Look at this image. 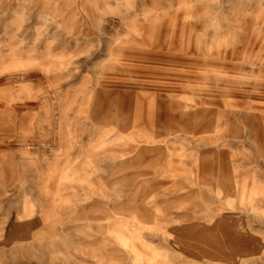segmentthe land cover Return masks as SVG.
Returning a JSON list of instances; mask_svg holds the SVG:
<instances>
[{
    "label": "rangeland",
    "instance_id": "1",
    "mask_svg": "<svg viewBox=\"0 0 264 264\" xmlns=\"http://www.w3.org/2000/svg\"><path fill=\"white\" fill-rule=\"evenodd\" d=\"M0 264H264V0H0Z\"/></svg>",
    "mask_w": 264,
    "mask_h": 264
}]
</instances>
